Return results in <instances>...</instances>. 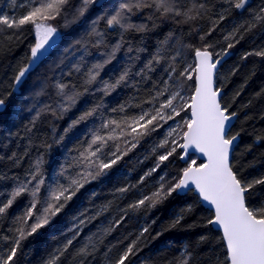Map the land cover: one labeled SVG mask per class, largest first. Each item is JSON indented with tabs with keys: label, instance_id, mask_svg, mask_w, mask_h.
Wrapping results in <instances>:
<instances>
[{
	"label": "trees",
	"instance_id": "trees-1",
	"mask_svg": "<svg viewBox=\"0 0 264 264\" xmlns=\"http://www.w3.org/2000/svg\"><path fill=\"white\" fill-rule=\"evenodd\" d=\"M121 2L123 0H111L100 7L91 6L83 17H77L81 0H69L65 11L48 21L63 33L60 43L19 85L14 83L15 76L28 63L36 35L31 24L20 29L0 27V97L5 99L6 106V110H0V203L10 198L9 194L19 183L30 179L29 174L41 158L45 183L39 199L43 202L50 184L57 181L67 184L70 177L84 170V164H77V159L88 149L94 134L107 137L115 129L114 135L119 137L109 140L98 153L102 159L111 158L117 144L121 152L125 151L130 147L126 141H135L131 136L121 135L122 122L158 107L167 94L154 104L146 101L163 91L166 83L169 91L174 87L169 80L171 58L176 57L179 72L189 64L194 66L195 49L203 50L207 45H211L208 50L213 57L221 61L216 77L217 86L223 91L221 103L237 115L231 128L232 134L239 133L231 162L233 171L246 182L264 181V55L256 54L264 52V21L254 19L264 7V0H249L246 10L231 8L226 0H176L181 12L188 9H193L192 15L199 12L192 20L173 13L162 15L155 7L134 9L131 21L147 25L148 30L123 33L124 43L115 60L104 66L94 83L88 84V70L102 62L112 45L120 41L121 31L108 28L106 19ZM201 4L205 6L203 9L199 8ZM29 10V0H0V13L10 17L23 16ZM221 16L224 19L221 20ZM94 21L96 30L104 34L99 45L96 42L101 37L91 34ZM230 34L234 35L225 39ZM229 43L233 45L231 48ZM158 49L164 59L158 64L153 61V70L149 71L145 65ZM126 67L131 73L125 84L109 95L99 90L103 81L114 80ZM194 80L195 76L184 84L189 96L195 87ZM59 83L68 85L67 94L80 93L75 105L64 112L59 108L64 103V98L58 94ZM101 103L103 107L96 114L71 126L85 111ZM121 105L123 111L119 110ZM189 113L190 110L182 112L181 117L190 118ZM181 117H176L175 121H180ZM109 119L120 122L121 128L115 125L103 128ZM171 123L174 121H161L162 127L139 138L136 148L106 170V174L86 183L46 226L21 240L11 264H47L73 236L69 228L78 223L77 218L85 220V224L77 229L79 235L56 264H109L134 240L138 242L126 264H178L182 259H187L188 264H225L227 249L222 235L207 223L213 213L193 191L185 195L173 193L154 208H128L144 195L150 196L160 183L169 186L168 182H174L173 177L187 166L180 159V149L163 163L158 157L166 149L153 151L166 136ZM97 146L93 145V150ZM191 158L201 163L195 156ZM157 163H160L159 169L140 183V177ZM61 168L65 169L63 175H59ZM161 176L164 181L160 180ZM123 187H128L129 191L119 192ZM246 197L253 205L264 202V183H253ZM31 202L30 194L23 193L0 215V255H6L14 246L17 229L24 227L27 232V226L42 212L41 204H37L33 216L23 224L19 218L26 214ZM105 206L106 210L102 211ZM189 206L191 211H184L183 219L172 227L176 217ZM121 218L117 225L116 221ZM108 227L113 230L104 233L103 229ZM144 228L148 231L141 236ZM89 237L93 243L89 244L88 254L82 255L80 249Z\"/></svg>",
	"mask_w": 264,
	"mask_h": 264
},
{
	"label": "snow or ice",
	"instance_id": "snow-or-ice-1",
	"mask_svg": "<svg viewBox=\"0 0 264 264\" xmlns=\"http://www.w3.org/2000/svg\"><path fill=\"white\" fill-rule=\"evenodd\" d=\"M97 2L98 0H81V5L76 10V16L83 17L89 8L96 5ZM226 2L231 8L237 10H246V7L249 6V0H226ZM68 3L69 0H29L30 10L23 16L10 17L7 14L0 13V27L6 26L7 28L20 29L26 24H31L36 35V43L30 49L28 63L19 69L15 76V84L21 83L22 78L33 67L34 62L38 61L47 51L50 41L57 34V29L48 21L55 20L60 16L65 11ZM153 7H155L156 11L161 12L162 15L173 13L176 16H184L186 20L195 19L199 15V12L196 15H192L193 9L181 12L176 7V0H123L106 19L108 28H115L121 31L120 41L112 45L111 51L105 54L102 62L92 65L87 72L86 83H94L97 77L100 76L104 66L115 60L117 52L120 51L124 43L123 33L148 30L147 25L136 24L131 21L134 9L142 10ZM193 7L195 8L196 6L194 5ZM204 7L203 4L199 5L200 9ZM100 19H104V17H100ZM220 19L222 20L224 17L221 16ZM254 19L264 21V7L260 8ZM95 23L94 21L91 34L101 37V40L96 42L99 45L103 42L104 34L96 30ZM252 26L254 27L255 25L253 24ZM232 35L234 34H230L225 39H229ZM203 38L201 37V39ZM77 43H80V41H77ZM232 46L231 43L228 44L229 48ZM210 47L211 45H207L203 50L195 49V65L189 64L179 72L175 64L176 57L173 56L171 58L173 63L169 65L171 69L169 80L173 81L174 87L169 91V86L166 83L164 90L156 92L152 100L146 101V103L154 104L160 96L167 94L165 100L160 102L158 107L154 106L152 109L142 111L138 116L128 117L122 122L124 127L121 130V135L131 136L135 143L126 141V143H130V147L123 152L120 150V145L117 144L115 145V151L111 153V158L102 159L98 153H101L109 140H117L119 137L114 135L115 129H112V132L107 137L99 133L94 134L88 149L80 153V158L77 159V164H84V170L77 172L74 177H70L67 184H61L58 181L50 184L43 202L39 199L41 187L45 183L41 172L43 159L36 161L34 171L29 174L30 179L19 183L12 189L9 194L10 198L6 202L0 203V215L4 214L12 206L17 197L26 192L32 197V202L26 214L20 217L19 220L26 225L27 220L33 216V209H36L37 204H41L42 212L35 216V220L31 225L27 226V232L24 227L17 229L18 235L15 239V244L6 255H0V264H11L16 257L21 240L46 226L53 217L57 216L65 208L67 203L76 196L86 183L106 174V170L117 164L123 156L127 155L128 151L136 148L139 138L162 127L161 121L167 123L170 120L175 122L174 126L168 129L164 139L153 151L155 152L160 148L166 149L158 157L159 162L163 163L168 161L180 149L182 150L180 159L184 160L187 158V166L181 169L176 177H173L174 182H168L169 186L166 187L165 183H160L158 189L152 192L150 196L144 195L141 199L129 204L128 208L132 210H139L141 207L154 208L173 193L186 194L188 191H195L201 202L209 205L214 211V215L207 220V223L222 229L223 239L227 248L225 264H264V202L253 205L249 202V198L246 197V194L250 193L253 183H264V181L246 182L238 178L237 172L233 171L230 155L233 152V145L238 139L239 133L232 134L231 122L235 118L236 113H230L229 107L221 103V89L216 86L215 82V70L217 65L220 64V59H213V53L208 50ZM128 51H132L131 47L128 48ZM256 54L264 55V52ZM162 59L164 57L161 56L158 49L145 67L151 71L153 70V61L158 64ZM76 68L79 71V65ZM130 73L131 69L129 67L124 68L114 80L103 81L99 90L105 95H109L129 80ZM137 74L139 75L140 73ZM194 76L195 87L189 96L184 84L188 80H193ZM57 88L59 90L58 94L64 98V103L60 104L59 108L62 112L67 111L75 105L80 93L67 94L65 89L68 88V85L62 83L57 84ZM102 107L101 103L85 111L77 120L73 121L71 126H75L92 117ZM0 110H6L5 99L2 97H0ZM119 110L123 111L124 106L121 105ZM189 110L190 118L181 117L182 112H188ZM19 111H23V109H19ZM113 111H116V109H113ZM53 114H55V111H53ZM38 116L39 113H37ZM176 117H181L180 121H175ZM110 125L121 128V123L112 119L107 120L102 127L109 128ZM60 139H63V137ZM93 145H98L95 150H93ZM189 150H192L193 153L201 154L206 157V160L198 164L196 159L191 158ZM160 163H157L153 169L140 177L139 182L143 183L147 177L157 171ZM64 172L65 169L61 168L59 175H63ZM160 180L164 181V176H161ZM33 181H35L34 184ZM29 185H32V187H29ZM132 187H135V185ZM118 191L126 193L129 188L123 187L118 189ZM103 210H106V206ZM184 211H191V206L186 210H182L171 225L172 227L180 223L181 219H183ZM99 214L97 213V215ZM94 218L92 217L91 219ZM77 219L78 223L69 228V231L73 232V236L67 240L63 249L57 250L59 255H53L47 261V264H56L59 257L67 251L68 247L72 245L79 235L77 229H80V226L85 224V220ZM122 219L116 221L117 225ZM112 230L111 227H108L103 229V232L110 233ZM147 231L148 229L144 228L140 235L143 236ZM137 242L135 240L132 241L121 254L110 260L109 264H126L129 257L133 255ZM92 243V238L89 237L88 242L80 249V254H88L89 244ZM178 264H188V260L182 259Z\"/></svg>",
	"mask_w": 264,
	"mask_h": 264
},
{
	"label": "water",
	"instance_id": "water-1",
	"mask_svg": "<svg viewBox=\"0 0 264 264\" xmlns=\"http://www.w3.org/2000/svg\"><path fill=\"white\" fill-rule=\"evenodd\" d=\"M110 1H111V0H98V2H97V4H96V7H100V6L103 5L104 3H108V2H110ZM60 39H61V37H60L58 34H56V35L53 37V40L50 41V46H48L47 49L52 48L55 44H57V43L60 41ZM41 58H42V56L40 57V59H39L38 61L34 62V65H33V67L29 70V72H30L31 70H33V69L36 67V65H37L38 62L41 60ZM213 59L215 60L216 58L213 57ZM194 60H195V63H196L195 55H194ZM220 67H221V61H220V64L217 65V68H216V70H215V82H216V86H217L216 77H217V73H218ZM29 72H28V73H29ZM28 73H26L25 77L27 76ZM25 77H24V78H25ZM24 78H22V81L24 80ZM22 81H21V82H22ZM20 84H21V83H20ZM18 85H19V84H18ZM217 87H218V86H217ZM222 97H223V91L221 90V100H222ZM189 117H190V113H189ZM236 119H237V115L235 116V118H234V119L232 120V122H231V128L234 126V124H235V122H236ZM238 141H239V138L234 142V145H233V152H234V150H235V148H236V146H237ZM233 152H232L231 155H230V163L232 162ZM189 153H190V155L195 156V157H196L201 163L204 162V161L206 160V157H203V156H202L201 154H199V153H193L192 150H189ZM182 162H183V163H187V158H185L184 160H182ZM188 192H189V191H188ZM188 192H186V194H187ZM193 192H194L195 195L198 196V194H197L195 191H193ZM180 195H185V193H181ZM198 198H199V197H198ZM199 200H200V198H199ZM200 202H201V200H200ZM201 203H202V205H203L205 208H207L208 210H210V211L213 213V215H214V211L210 208L209 205H207V204L204 203V202H201ZM212 227H213L216 231L220 232L221 235H222V238H223L222 229L219 228L218 226H215V225H212ZM223 241H224V239H223ZM224 243H225V241H224ZM225 246H226V245H225ZM226 249H227V248H226Z\"/></svg>",
	"mask_w": 264,
	"mask_h": 264
},
{
	"label": "rangeland",
	"instance_id": "rangeland-1",
	"mask_svg": "<svg viewBox=\"0 0 264 264\" xmlns=\"http://www.w3.org/2000/svg\"><path fill=\"white\" fill-rule=\"evenodd\" d=\"M93 6H94V5H93ZM57 34L62 38L63 33H61L60 31L57 30ZM60 40H61V39H60ZM59 43H60V41H59L57 44H55L52 48L47 49V51L43 54L42 58L44 59L46 56L50 55V51H51V49L55 48ZM42 58H41V59H42ZM174 123H175V122H174ZM174 123H171V124L168 126V129H169L171 126H174ZM168 129H167V130H168Z\"/></svg>",
	"mask_w": 264,
	"mask_h": 264
},
{
	"label": "bare ground",
	"instance_id": "bare-ground-1",
	"mask_svg": "<svg viewBox=\"0 0 264 264\" xmlns=\"http://www.w3.org/2000/svg\"><path fill=\"white\" fill-rule=\"evenodd\" d=\"M95 7H96V5H95Z\"/></svg>",
	"mask_w": 264,
	"mask_h": 264
}]
</instances>
